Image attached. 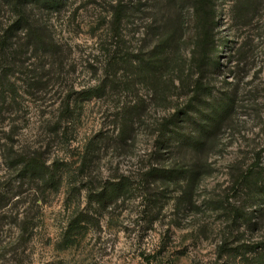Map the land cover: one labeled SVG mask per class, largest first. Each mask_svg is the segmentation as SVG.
Wrapping results in <instances>:
<instances>
[{
  "label": "rangeland",
  "instance_id": "rangeland-1",
  "mask_svg": "<svg viewBox=\"0 0 264 264\" xmlns=\"http://www.w3.org/2000/svg\"><path fill=\"white\" fill-rule=\"evenodd\" d=\"M124 1L132 10L118 38L115 0L32 13L55 50L32 49V89L15 74V102H0V186L19 191L0 264H264L256 174L264 168V0H214L209 53L196 49L192 0ZM10 19L0 0V24ZM164 20L183 35L166 49L157 45ZM226 94L231 109L198 136L200 117L188 105L209 107ZM178 109L190 114L177 122L182 135L202 140L195 149L178 138L158 147ZM21 153L54 170L55 182L22 179L12 162ZM152 167L186 174L164 181L147 176ZM111 181L129 185L98 206L87 191Z\"/></svg>",
  "mask_w": 264,
  "mask_h": 264
},
{
  "label": "trees",
  "instance_id": "trees-1",
  "mask_svg": "<svg viewBox=\"0 0 264 264\" xmlns=\"http://www.w3.org/2000/svg\"><path fill=\"white\" fill-rule=\"evenodd\" d=\"M67 1L68 0H4L10 10L11 19L6 23L0 24V102L4 101L6 98H9L12 103L15 102L19 90L18 86L15 84L16 81L12 80L15 74H21L24 77L22 82L25 84L27 90L32 89V49L45 51L47 54L54 53V42L43 36L38 21L33 19L32 13L34 9L57 10L64 7ZM128 3L129 2H125L124 0H115L112 6L111 29L112 35L116 38L120 36L119 31L122 21L128 16L127 10H132L131 8H127ZM171 4H174V0H172ZM134 5L136 6L137 3L134 2ZM216 6L214 0L191 1V9L195 13L198 22V36L196 39L197 51L209 53L216 47L214 44L215 37H213L211 29L212 18ZM151 23L148 25V30L153 27ZM162 25L164 26H162V28L167 27L168 29L163 32L161 36L159 35L161 41L158 42L157 45L161 44L166 49L168 46L178 44L183 38V35H178L176 23L171 20H164ZM224 41H226V39H224L222 43ZM27 54L31 59L28 63L25 59L29 58L25 57ZM219 57L220 56L217 55L215 60L211 58L209 61L210 66L217 68L219 66ZM139 60L140 58L133 57L131 61L136 64ZM20 87L21 86H19V88ZM194 87L196 91L195 94H201L202 91H205V86H202L198 80H196ZM231 98L230 94H226L221 99L211 103L209 107H203V105L197 101L190 102L188 105L189 109L194 111H192V113L195 117H200L197 121L199 124L197 123L198 128L196 129L198 136H207V134L219 124L223 116L231 109ZM197 99L199 98L197 97ZM181 114L190 116L186 111L178 109L165 119L167 125H165V123L162 124L160 129L161 131L162 129L167 131L161 133L158 147L161 145L166 149L169 148L174 138H178L182 142H188L192 149H195L196 146L199 147L198 144H201V139H196L194 137L188 138L187 134L182 135L179 131L177 122L179 119L183 120V118H180ZM12 160L14 166L18 168L22 179L28 182H32V179H41L44 184H52L56 180L55 171L52 169L47 170L44 163L32 159L29 153L18 154L14 156ZM184 174H186V170L176 172L174 167H152L147 171V176H154L156 179L164 181H169ZM256 174L262 184V190L258 191V196H261L262 201H264V168H262L261 171H257ZM128 185V182L111 181L102 184L99 189H90L87 192L94 203L98 206H102L106 202L111 203L120 193L125 192ZM18 194L19 191L15 184L6 185L5 187L0 186V237L3 227L6 224L5 220L11 218L6 215L8 213L7 211L12 209L10 201ZM12 218L16 221L17 217L13 215ZM78 224L79 222H76L73 227L75 228ZM27 229L28 225L26 226V230ZM2 240L3 239H0V243ZM261 250L259 256L264 259V244L261 245ZM262 263H264V260H262Z\"/></svg>",
  "mask_w": 264,
  "mask_h": 264
}]
</instances>
